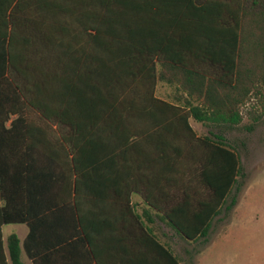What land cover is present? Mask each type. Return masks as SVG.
<instances>
[{
    "label": "trees",
    "instance_id": "1",
    "mask_svg": "<svg viewBox=\"0 0 264 264\" xmlns=\"http://www.w3.org/2000/svg\"><path fill=\"white\" fill-rule=\"evenodd\" d=\"M254 101L257 122L264 0H0V264H66L71 242L104 264L88 215L117 218L111 262L181 264L133 196L185 239L206 238L242 163L191 120L239 126ZM3 224L30 230L7 253Z\"/></svg>",
    "mask_w": 264,
    "mask_h": 264
},
{
    "label": "rangeland",
    "instance_id": "2",
    "mask_svg": "<svg viewBox=\"0 0 264 264\" xmlns=\"http://www.w3.org/2000/svg\"><path fill=\"white\" fill-rule=\"evenodd\" d=\"M172 92L171 87L160 84L157 96L169 99ZM260 113L259 104L254 101L243 109L244 120L239 126L204 125L191 120L199 136H220L237 150L243 186L240 191H233L206 238L189 241L158 220L155 227L160 229L159 238L181 264H264V116L257 122L253 118ZM233 196L237 202L228 210Z\"/></svg>",
    "mask_w": 264,
    "mask_h": 264
},
{
    "label": "crops",
    "instance_id": "3",
    "mask_svg": "<svg viewBox=\"0 0 264 264\" xmlns=\"http://www.w3.org/2000/svg\"><path fill=\"white\" fill-rule=\"evenodd\" d=\"M1 186V184H0ZM6 193H8V187L3 184ZM0 190V194H1ZM137 197V198H136ZM132 204L135 207L138 214L142 216L144 224L151 229L157 236L159 227H155L158 220L162 223L167 224L161 215L152 211L144 202L139 195H134L132 199ZM6 202L0 201V209L5 207ZM147 212L151 214V221L147 216ZM1 218V212H0ZM85 225L87 226V231L93 240V245L97 251V255L101 257L104 264H117L111 262V259L117 257V247L120 242V235L117 236V218L114 216L111 220L99 216L88 215L85 220ZM171 227V226H170ZM2 239L4 243V251L7 253V240L12 234L18 235V237L23 242L29 235V227L26 224H3L1 226ZM163 233V232H162ZM164 243V242H163ZM66 264H95L91 259L92 256L89 252V245L78 244L71 242L66 246ZM108 260L109 262H106ZM23 261L25 264H33V262L27 257L26 254L23 256Z\"/></svg>",
    "mask_w": 264,
    "mask_h": 264
}]
</instances>
